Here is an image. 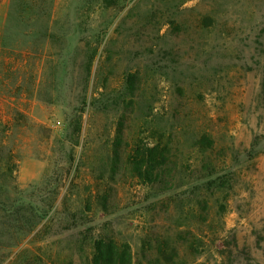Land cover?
<instances>
[{"label":"rangeland","instance_id":"rangeland-1","mask_svg":"<svg viewBox=\"0 0 264 264\" xmlns=\"http://www.w3.org/2000/svg\"><path fill=\"white\" fill-rule=\"evenodd\" d=\"M99 238L264 264V0H0V264Z\"/></svg>","mask_w":264,"mask_h":264},{"label":"trees","instance_id":"trees-1","mask_svg":"<svg viewBox=\"0 0 264 264\" xmlns=\"http://www.w3.org/2000/svg\"><path fill=\"white\" fill-rule=\"evenodd\" d=\"M3 146L2 144V149ZM137 153L140 155V150H137ZM141 155L142 157L138 160V164L144 165H137L135 168L139 176L148 178V176L155 172L156 168L161 164V161L156 157L157 155L155 156L153 154V151L149 152L147 156L143 152ZM7 212L9 213L8 209ZM94 247L95 253L92 264H132L133 255L131 247L128 244L120 245L114 239L99 238L95 240Z\"/></svg>","mask_w":264,"mask_h":264}]
</instances>
